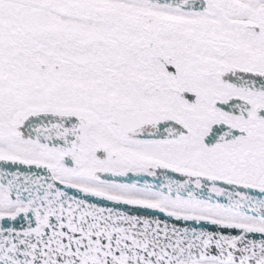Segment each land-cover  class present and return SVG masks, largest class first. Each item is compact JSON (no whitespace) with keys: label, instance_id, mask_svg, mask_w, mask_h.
<instances>
[{"label":"snow or ice","instance_id":"obj_1","mask_svg":"<svg viewBox=\"0 0 264 264\" xmlns=\"http://www.w3.org/2000/svg\"><path fill=\"white\" fill-rule=\"evenodd\" d=\"M0 264H264V0H0Z\"/></svg>","mask_w":264,"mask_h":264}]
</instances>
